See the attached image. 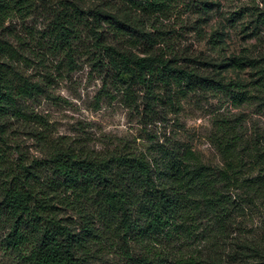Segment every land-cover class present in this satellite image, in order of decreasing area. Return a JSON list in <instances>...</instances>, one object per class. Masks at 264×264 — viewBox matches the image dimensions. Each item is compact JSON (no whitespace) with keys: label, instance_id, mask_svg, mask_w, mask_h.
<instances>
[{"label":"trees","instance_id":"16d2710c","mask_svg":"<svg viewBox=\"0 0 264 264\" xmlns=\"http://www.w3.org/2000/svg\"><path fill=\"white\" fill-rule=\"evenodd\" d=\"M80 1L59 0L50 26L52 44L67 51L70 63L83 25L111 69L112 81L128 89L141 87L153 99L158 84L170 92V99L174 89H216L236 104L255 99L264 103V49L227 62L233 69L250 66L256 71L254 81L227 82L180 65L177 53L138 56L109 44L104 26L122 36L129 28L125 20L98 6L85 8ZM125 1L151 15L164 12L174 0ZM36 2L0 0V221L8 225L1 238L5 249L20 253L27 264H264V234L248 239L236 235L229 250L222 243L207 255L174 246L177 240L190 238L193 226L199 227L204 219L210 225L206 228L223 235L227 222L246 206L256 205L257 199L264 206V150L253 153L242 146L243 136L234 125L220 127V165L205 163L190 147L164 146L148 154L60 149L46 159L27 162L19 157L10 163L14 148L5 129L6 118L19 99L35 96L42 85L15 69L14 62L25 56L23 48L11 42L20 36L7 21L29 17ZM259 23L264 26V12ZM142 35L155 43L153 34ZM151 103L147 104L150 109ZM255 170L259 173L252 175ZM46 171L51 176H44ZM58 204L71 209L80 224L66 220ZM189 222L193 224L187 226ZM104 241L108 249L119 251V261L104 253Z\"/></svg>","mask_w":264,"mask_h":264},{"label":"rangeland","instance_id":"374dc122","mask_svg":"<svg viewBox=\"0 0 264 264\" xmlns=\"http://www.w3.org/2000/svg\"><path fill=\"white\" fill-rule=\"evenodd\" d=\"M80 3L85 8H104L125 20L129 28L122 36L104 26L109 44L138 56L177 53L180 65L196 67L205 76L227 82L249 83L256 78V71L250 66L233 69L227 62L241 54L255 56L264 49V26L259 23L264 0H174L164 12L151 15L132 8L125 0ZM59 5V0H37L29 17L7 21L20 36L11 42L16 48H23L25 56L14 62L15 69L42 85V91L35 96L19 99L6 118L5 129L14 148L9 153L10 163L19 157L27 162L46 159L60 149L148 154L164 146L190 147L205 163L220 165L223 159L217 143L224 125H234L243 136L242 146L253 153L264 150V103L259 99L236 104L230 95L216 89H174L170 99V92L160 84L154 89L153 99L141 87L128 89L127 85L112 81L111 69L94 47L88 27L83 25L79 26L80 35L74 42L70 63L67 51L56 49L50 36L54 6ZM143 33L153 34L155 43H148ZM148 102H152V109ZM258 173L255 170L252 175ZM44 176L51 174L46 171ZM255 202L227 222L223 235L220 230L206 228L210 225L204 219L199 227L193 226L195 232L190 238L174 242L175 248L184 245L183 252L202 251L207 255L222 243L229 250L236 235L259 238L264 234V206L261 199ZM58 206L66 220L80 224L71 209ZM101 224L97 223L102 229ZM7 231V223L0 221V264H27L20 253L5 249L1 243ZM103 244L108 258L119 261V251L108 249L105 241Z\"/></svg>","mask_w":264,"mask_h":264}]
</instances>
